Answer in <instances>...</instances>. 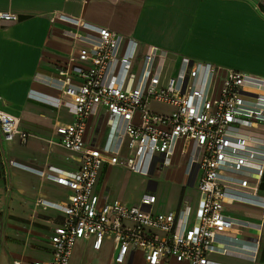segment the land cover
I'll use <instances>...</instances> for the list:
<instances>
[{
    "label": "crops",
    "instance_id": "0c3cea01",
    "mask_svg": "<svg viewBox=\"0 0 264 264\" xmlns=\"http://www.w3.org/2000/svg\"><path fill=\"white\" fill-rule=\"evenodd\" d=\"M0 11L16 15L14 21L0 20V110L17 116L30 134L25 142H6L0 133V264L47 261L49 238L64 218L70 191L53 176L77 170L79 154L49 140L57 139L56 125L72 119L67 104L57 105L67 98L56 80L59 72L82 65L77 52L85 43L70 32L94 38L96 28H109L133 55L157 50L166 73L189 60L264 81V0H0ZM75 19L84 27L76 26ZM150 107L162 113L172 109L155 102ZM106 118L103 109L90 116L87 146L103 144ZM240 132L264 142V124ZM180 148L177 142L170 165L148 175L103 164L95 193L102 201L128 206L152 193L165 211L176 213L185 205L192 221L199 198L197 171H189L192 146L185 153ZM165 169L166 179L154 181V174ZM229 193L223 214L233 226L214 240L210 264H264V174L259 197L241 190ZM114 253L111 239L100 250L79 240L69 264H115ZM126 264L145 263L135 252ZM160 264L184 263L169 258Z\"/></svg>",
    "mask_w": 264,
    "mask_h": 264
},
{
    "label": "built area",
    "instance_id": "2783aa9c",
    "mask_svg": "<svg viewBox=\"0 0 264 264\" xmlns=\"http://www.w3.org/2000/svg\"><path fill=\"white\" fill-rule=\"evenodd\" d=\"M0 20L14 21L16 15L0 11ZM75 25L84 27L79 19ZM70 33L85 43L77 52L82 65L59 72L56 80L67 98L57 105L67 104L72 119L56 125L57 139L49 142L78 153L80 161L74 172L53 176L70 193L62 208L63 221L49 238L50 258L34 264H69L77 241L100 250L105 239L112 241L115 264H126L135 252L142 254L145 264L169 258L210 264L214 240L233 226L223 214L229 191L259 197L264 142L240 131L264 124V81L189 60H182L184 65L173 75L164 71L157 50L133 55L126 51L123 37L109 28H96L94 38ZM152 102L172 109L157 112ZM101 109L107 113L105 140L101 146H87V121ZM0 133L6 142H25L30 135L17 116L2 110ZM177 142L181 153L192 146L189 171H197L199 198L192 221L185 205L176 213L165 211L152 193L129 206L102 201L95 193L103 164L148 175L170 165Z\"/></svg>",
    "mask_w": 264,
    "mask_h": 264
},
{
    "label": "rangeland",
    "instance_id": "374dc122",
    "mask_svg": "<svg viewBox=\"0 0 264 264\" xmlns=\"http://www.w3.org/2000/svg\"><path fill=\"white\" fill-rule=\"evenodd\" d=\"M178 65H179V62L176 63L177 67H178ZM172 74L173 75L176 74V70H174ZM218 87H219V81L216 84V90ZM166 170L167 169L163 170L161 173H155L154 174V178H155L154 181L165 180L166 179V172H165ZM164 177H165V179H164Z\"/></svg>",
    "mask_w": 264,
    "mask_h": 264
},
{
    "label": "trees",
    "instance_id": "16d2710c",
    "mask_svg": "<svg viewBox=\"0 0 264 264\" xmlns=\"http://www.w3.org/2000/svg\"><path fill=\"white\" fill-rule=\"evenodd\" d=\"M264 174V173H263ZM262 178H263V176H262Z\"/></svg>",
    "mask_w": 264,
    "mask_h": 264
}]
</instances>
